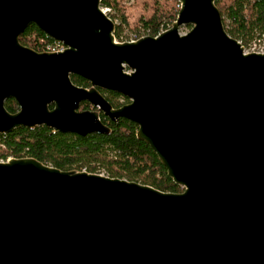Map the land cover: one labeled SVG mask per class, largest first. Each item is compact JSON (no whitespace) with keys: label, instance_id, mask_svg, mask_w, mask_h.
Wrapping results in <instances>:
<instances>
[{"label":"water","instance_id":"water-1","mask_svg":"<svg viewBox=\"0 0 264 264\" xmlns=\"http://www.w3.org/2000/svg\"><path fill=\"white\" fill-rule=\"evenodd\" d=\"M176 1L168 28L118 42L99 0H0V134L123 117L182 188L0 161V264H264V53L243 52L214 0ZM30 23L63 49L20 44Z\"/></svg>","mask_w":264,"mask_h":264},{"label":"trees","instance_id":"trees-1","mask_svg":"<svg viewBox=\"0 0 264 264\" xmlns=\"http://www.w3.org/2000/svg\"><path fill=\"white\" fill-rule=\"evenodd\" d=\"M214 4L225 31L241 44L250 41L255 34L264 35V0H214ZM100 5L109 7L107 16L118 21L114 37L127 29L136 33V38L138 31L155 36L161 29L168 28L179 6L176 0H100ZM18 41L37 51H46L47 44L56 43L33 23L22 30ZM70 80L76 85H89L76 74H70ZM98 89L112 107L128 101L117 92ZM3 104L7 111L15 110L12 100L7 99ZM100 118L109 127L108 133L79 135L45 125L15 127L0 134V158L32 157L60 169L88 172L101 169L107 176L138 181L162 191L182 190L167 176L148 144L135 136L136 125L132 121L123 117L110 121L102 114Z\"/></svg>","mask_w":264,"mask_h":264},{"label":"built area","instance_id":"built-area-1","mask_svg":"<svg viewBox=\"0 0 264 264\" xmlns=\"http://www.w3.org/2000/svg\"><path fill=\"white\" fill-rule=\"evenodd\" d=\"M99 8L105 14L109 12V7L104 6V5H100V0H99ZM113 39L115 40L114 35H113ZM130 40H134V39H130ZM54 41H56V43L46 45V50H48V51H51V50L59 51V50L63 49L62 43H60L57 40H54ZM241 46H242V50L244 53H247V52L264 53V38H258V37L253 38V39H251V42L247 45V47L246 46L244 47L242 44H241ZM9 158H11V157L7 156L5 159L0 158V161H5Z\"/></svg>","mask_w":264,"mask_h":264},{"label":"rangeland","instance_id":"rangeland-1","mask_svg":"<svg viewBox=\"0 0 264 264\" xmlns=\"http://www.w3.org/2000/svg\"><path fill=\"white\" fill-rule=\"evenodd\" d=\"M106 15H107V13H106ZM112 21L114 22V26H115V23L118 22L117 19H114V20H112ZM188 28H189L188 25H180V26L178 27V32H179V33H184ZM162 30H163V29H161L160 31H162ZM160 31H159V32H160ZM135 34H136V33L132 32V31H130V30L123 29V30L121 31V33H120L119 36H117V37L115 36V40L118 41V42H120V41H126V40H130V39H136ZM138 34H139V37L145 35V34L142 33V31H138ZM257 37H258V38H264V35H262V34H260V35L255 34L253 38H257ZM137 38H138V37H137ZM253 38H252V39H253ZM250 42H251V40L248 41V42L245 43V44H242V45H243L244 47H245V46L247 47V45H248ZM63 47H64V46H63ZM46 51H48V50H46ZM51 51H54V50H51ZM10 157H11V156H10ZM95 173H99V174H103V175H105L104 172H103L101 169H97V172L95 171Z\"/></svg>","mask_w":264,"mask_h":264},{"label":"flooded vegetation","instance_id":"flooded-vegetation-1","mask_svg":"<svg viewBox=\"0 0 264 264\" xmlns=\"http://www.w3.org/2000/svg\"><path fill=\"white\" fill-rule=\"evenodd\" d=\"M21 44V43H20ZM25 46V45H24ZM28 47V46H27ZM37 51V50H36ZM7 99H10V100H12L14 103H15V110L14 111H16L18 108H19V104L15 101V99L14 98H12V97H8V98H5L4 99V101L5 100H7ZM4 103V102H3ZM92 107L90 106V104L89 103H87L86 101H84V100H82V101H80L79 103H78V106H77V110H84V109H91ZM13 111V112H14ZM99 116H100V113H99Z\"/></svg>","mask_w":264,"mask_h":264}]
</instances>
